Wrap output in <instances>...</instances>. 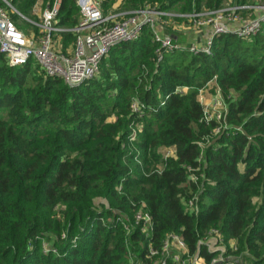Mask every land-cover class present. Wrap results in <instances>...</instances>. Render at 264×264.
Here are the masks:
<instances>
[{"label":"trees","instance_id":"1","mask_svg":"<svg viewBox=\"0 0 264 264\" xmlns=\"http://www.w3.org/2000/svg\"><path fill=\"white\" fill-rule=\"evenodd\" d=\"M8 1L27 16L40 0ZM225 1L103 0L102 8L190 12ZM42 2L46 10L55 0ZM75 3L63 0L60 26L78 24ZM157 49L146 30L78 87L31 62L10 67L0 53V264H154L160 254L147 259L149 246L161 253L170 234L212 264L217 254L200 244L212 230L234 263L264 264V29L247 40L217 36L211 54L181 50L159 63ZM214 77L221 122L207 121L199 100ZM135 100L142 115L132 112ZM193 197L198 214L185 205ZM143 204L150 237L135 224Z\"/></svg>","mask_w":264,"mask_h":264},{"label":"built area","instance_id":"2","mask_svg":"<svg viewBox=\"0 0 264 264\" xmlns=\"http://www.w3.org/2000/svg\"><path fill=\"white\" fill-rule=\"evenodd\" d=\"M76 3L80 10V20L75 27L65 29L59 25L62 0H55L43 14L38 25V36L29 37L20 31L11 19L9 12L15 11L14 7L8 0H0V53L4 55L8 65L17 68L31 62L38 66L46 77L59 78L70 87H78L97 78L102 61L114 47L139 41L146 30L158 44L156 53L160 63L165 54L181 50H186L192 55L211 54L217 36L234 34L247 40L258 36L264 29V0L234 4L231 0H226L228 7L223 5L217 10L202 9L179 13L173 12L172 9L163 10L146 5L135 11L105 14L102 8L103 0H76ZM17 14L28 21L21 13ZM70 33L76 38L74 49L72 52H64L63 48L59 47L60 41L55 38ZM175 35L185 36L180 41L174 38ZM209 88L215 89L216 99L211 105H206L203 96ZM189 91V88H181L178 92ZM199 100L204 106L207 121H222L226 107L221 89L217 85V77L207 84L206 89L199 91ZM164 104L165 102L162 103ZM143 107L135 100L132 112L142 115ZM216 133H219V129ZM136 139L137 131L133 130L130 140ZM170 153L171 150L164 152L166 156ZM188 170L193 172L191 168ZM191 180L195 181L196 178L191 177ZM196 199L193 197L186 201L185 205L188 211L198 214ZM135 224L141 228L143 234L151 236L153 218L144 204L135 215ZM200 244H205L211 253L217 254L212 264H236L233 259L227 257L228 249L219 230H212L205 242ZM230 248L237 251L236 241L230 243ZM148 254L147 259L150 260L160 254L154 264H168L170 259L175 264H206L200 254L191 255L185 241L176 234L168 236L161 253L151 245ZM132 264H136L134 260Z\"/></svg>","mask_w":264,"mask_h":264},{"label":"rangeland","instance_id":"3","mask_svg":"<svg viewBox=\"0 0 264 264\" xmlns=\"http://www.w3.org/2000/svg\"><path fill=\"white\" fill-rule=\"evenodd\" d=\"M76 1V0H74ZM232 1V4L236 3L237 1L236 0H231ZM9 2V1H8ZM10 3V2H9ZM11 4V3H10ZM62 4H63V0H62ZM4 7H6L5 4H2ZM12 5V4H11ZM224 7H228V3H224L223 4ZM13 6V5H12ZM75 6L78 7L77 3H75ZM14 7V6H13ZM70 7L72 8V12H73V19H79L80 20V13H79V16H78V13H77V9L76 7L70 5ZM15 11L13 12H9L10 13V17L12 19V21L14 22V24L16 25V27L22 31L23 33H25L27 36L29 37H37L38 36V31H39V28H38V25H40L41 23V20H42V17H43V14L45 12V7L43 5V2L42 0H40L36 5L35 7L33 8L32 10V13L31 15H27L25 16L24 14H22L16 7H14ZM110 10H115L117 11L118 13H122V12H129L127 11L126 9H123V8H119V2ZM109 10V11H110ZM172 11L173 12H181L182 11V6L181 5H177L175 6L174 8H172ZM18 13H21L22 15H24L27 19H23L20 15L17 14ZM79 17V18H78ZM79 23V21H78ZM65 29H68V27H63ZM71 29V28H70ZM172 34L173 31H171ZM189 34V33H188ZM186 33V35H188ZM56 41H60L59 44L62 46L64 52L66 51H70L72 52L73 49H74V44H75V40L74 41H68L66 44L64 43V36H56ZM188 39L190 40V36H188ZM59 46V45H57ZM207 92V95H208V98L211 99V101L206 105H211L212 103L215 102V99H216V96H215V93L213 90H211L210 88L205 90ZM206 95V94H205ZM204 98V102H206V98L203 96Z\"/></svg>","mask_w":264,"mask_h":264},{"label":"crops","instance_id":"4","mask_svg":"<svg viewBox=\"0 0 264 264\" xmlns=\"http://www.w3.org/2000/svg\"><path fill=\"white\" fill-rule=\"evenodd\" d=\"M184 36H185V35H175L174 38H175V39H178V40H180V41H182V40L184 39ZM59 47H62V46L60 45ZM211 90H212V89H211ZM205 94H206V95H205ZM204 97L206 98V102H205V103L208 104V103L211 101V99L208 98V95H207V92H206V91H205V93H204Z\"/></svg>","mask_w":264,"mask_h":264}]
</instances>
